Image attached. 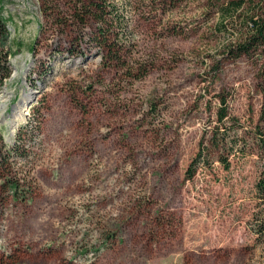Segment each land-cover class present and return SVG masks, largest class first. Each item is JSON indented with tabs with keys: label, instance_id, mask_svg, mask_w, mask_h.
Returning <instances> with one entry per match:
<instances>
[{
	"label": "rangeland",
	"instance_id": "rangeland-1",
	"mask_svg": "<svg viewBox=\"0 0 264 264\" xmlns=\"http://www.w3.org/2000/svg\"><path fill=\"white\" fill-rule=\"evenodd\" d=\"M220 1L108 0L115 19L83 26L64 22V5L0 0L11 68L0 136L21 133L26 157L14 156L15 170L31 185L25 201L2 194L0 264L260 263L251 216L261 61L226 58L234 34L218 24ZM108 28L107 44L124 45L118 64L102 61L94 39ZM221 99L246 152L186 179Z\"/></svg>",
	"mask_w": 264,
	"mask_h": 264
},
{
	"label": "trees",
	"instance_id": "trees-1",
	"mask_svg": "<svg viewBox=\"0 0 264 264\" xmlns=\"http://www.w3.org/2000/svg\"><path fill=\"white\" fill-rule=\"evenodd\" d=\"M164 1V0H163ZM179 1V0H175ZM52 2L56 7L64 5L69 10L65 20L72 23L86 25L88 22H104L108 17H113L114 8L108 0H43L42 4ZM51 4V3H50ZM219 25L229 26L233 37L224 45L226 58L236 60L242 57L254 62H260V71L264 81V0H221L220 1ZM257 5L262 11H248V7ZM49 9V6H44ZM1 10V7H0ZM46 10V9H45ZM46 10V11H47ZM114 18V17H113ZM115 19V18H114ZM112 32L108 29L95 33L94 39L102 46L106 53L102 55V61L107 64H118L125 59L124 45L114 47L108 45L109 36ZM118 38V35H116ZM114 44V43H113ZM9 29L4 17L0 14V84L11 74V68L7 56L9 54ZM78 53V52H77ZM145 74L141 73L137 77ZM264 98V93H262ZM216 125L205 128L199 148L185 170V178L191 179L201 165L208 164L210 159L218 161L224 169L230 166V157L237 152L245 154L246 145L242 142L243 136L234 128L231 132L225 126L228 119L227 105L224 99L220 100ZM38 128L39 116L32 114ZM234 120V119H233ZM29 120L22 126H27ZM21 127V128H22ZM253 139L257 147V154L261 160V171L255 183V192L259 201V208L251 216V232L254 235L255 245L260 249V263L264 264V101L261 104L258 123L255 125ZM18 132L12 143H5L0 136V200L2 194L14 201H25L27 194H31V185L27 184L24 177L18 175L15 170L17 161L14 156L26 157L24 143L20 140ZM31 182V181H30ZM27 189V191L25 190ZM30 198V197H29Z\"/></svg>",
	"mask_w": 264,
	"mask_h": 264
},
{
	"label": "bare ground",
	"instance_id": "bare-ground-1",
	"mask_svg": "<svg viewBox=\"0 0 264 264\" xmlns=\"http://www.w3.org/2000/svg\"><path fill=\"white\" fill-rule=\"evenodd\" d=\"M28 99H29V95L28 94L24 95L23 98H22V100L16 106V109L13 111V114H10V120H8V124H9V128L11 130H14L16 128V126H17V124H18V122L20 120V117H21V113L19 112V109L21 107H24V106L27 105ZM4 102H5L4 95H2L0 97V118L2 116V110L4 108ZM24 113H22V114H24Z\"/></svg>",
	"mask_w": 264,
	"mask_h": 264
}]
</instances>
